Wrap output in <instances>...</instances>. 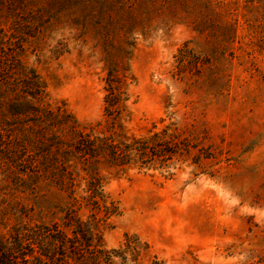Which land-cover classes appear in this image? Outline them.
I'll use <instances>...</instances> for the list:
<instances>
[{
  "label": "rangeland",
  "instance_id": "obj_1",
  "mask_svg": "<svg viewBox=\"0 0 264 264\" xmlns=\"http://www.w3.org/2000/svg\"><path fill=\"white\" fill-rule=\"evenodd\" d=\"M111 66L132 76L128 134L174 152L98 167L104 248L127 233L149 245L135 264H264V0H0V264H55L40 244L93 213L72 146L106 124Z\"/></svg>",
  "mask_w": 264,
  "mask_h": 264
},
{
  "label": "trees",
  "instance_id": "obj_2",
  "mask_svg": "<svg viewBox=\"0 0 264 264\" xmlns=\"http://www.w3.org/2000/svg\"><path fill=\"white\" fill-rule=\"evenodd\" d=\"M132 76L127 68L117 71L114 66L109 67L104 77V94L102 114L106 124L89 125L79 132L73 143L72 153L88 159V166L82 168L86 174L82 177L84 194L74 197L76 203L86 204L93 213L86 215V219L80 217L79 223L73 229V237L52 236L51 246L40 244V254L55 258L58 264L67 257L73 258V264H116L115 257L120 261L117 264H135L141 250H147L149 245L136 234H124L123 240L115 248L106 249L101 244L99 227L104 221L116 213V205L104 190L105 180L97 172L100 165H106L119 170L131 166L138 168L169 167L166 159L174 150L157 142V133L153 132L149 137H136L127 132L122 120L128 119L130 111L128 101L130 93L128 86ZM79 157V158H81ZM71 159L66 156V161ZM68 188L72 194H76V176L68 174ZM76 214V211L74 210ZM80 246L78 247L77 246ZM80 249V251L78 250ZM5 264V260L1 261ZM149 264H167L162 258L154 255Z\"/></svg>",
  "mask_w": 264,
  "mask_h": 264
}]
</instances>
